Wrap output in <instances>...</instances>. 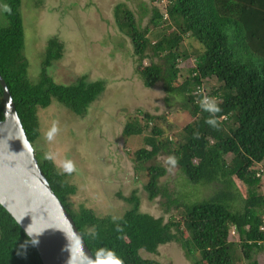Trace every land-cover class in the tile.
I'll list each match as a JSON object with an SVG mask.
<instances>
[{"label": "trees", "instance_id": "obj_1", "mask_svg": "<svg viewBox=\"0 0 264 264\" xmlns=\"http://www.w3.org/2000/svg\"><path fill=\"white\" fill-rule=\"evenodd\" d=\"M164 2L163 9L150 7L145 26L141 25L143 15L136 17L124 2L117 3L113 13L118 30L130 41L135 72L143 85L159 82L165 103L192 117L171 135L156 123L159 116L147 113L131 119L122 130L125 137L142 135V145L131 153V160L134 170L145 176L147 199L165 198L164 213L171 207L181 208L179 219L171 217L164 222L161 216L142 212L135 190L129 195L117 191L126 203L118 215L71 201L76 186L68 180L69 172L59 170L52 158H45L37 111L56 101L84 117L105 84L85 75L68 84L55 82L47 68L64 52V43L56 36L46 40L39 77L30 80L22 54V0H0V75L42 172L93 257L103 247L114 251L122 264H161L143 257L140 251L155 253L160 244L176 241L186 255L197 254L193 264H259L254 253L264 256V193L259 187L263 176L259 164H264V0ZM5 4L10 12L3 10ZM139 6L144 14L146 7L143 3ZM149 35L155 39L151 41ZM185 38L192 39L196 47L185 48ZM145 59L148 63L144 65ZM181 63L187 70L178 81ZM205 81L215 83L206 89ZM2 94L0 85V119ZM204 97L221 109L214 114L216 127L206 123L213 114L200 107ZM160 153L175 158L181 176L191 186L217 182V188L203 199H171V192L159 181L166 166L146 165ZM236 182L246 189L245 196ZM232 232L236 241L230 240ZM0 264H43L30 238L2 205Z\"/></svg>", "mask_w": 264, "mask_h": 264}, {"label": "rangeland", "instance_id": "obj_2", "mask_svg": "<svg viewBox=\"0 0 264 264\" xmlns=\"http://www.w3.org/2000/svg\"><path fill=\"white\" fill-rule=\"evenodd\" d=\"M119 2H124L136 17L143 15L142 26L148 24L151 6L163 9L165 3L164 0H22V54L28 62L30 80L36 81L39 77L46 40L56 36L64 43V52L47 68L55 82L68 84L85 75L88 80L101 79L105 84L103 92L89 105L84 117H77L56 101L49 108H39L40 141L59 170L64 171L65 162L73 165L68 180L76 186V193L71 197L74 204L83 203L100 213L118 215L126 208V203L118 198L117 191L129 195L135 190L142 212L161 216L164 222L171 217L179 219L181 208L171 207L169 213H164L165 198L147 199L143 189L145 176L134 170L131 160V153L142 145V135L125 137L122 130L131 119H140L143 113H147L159 116L156 123L164 133L171 135L192 117L187 111L165 103L159 82L151 87L143 85L135 72L130 41L114 22L113 8ZM140 3L147 9L144 14ZM149 36L151 41L155 39ZM184 46L191 50L196 43L185 38ZM147 63L148 59H145L143 64ZM190 63L191 60L187 61L186 66ZM186 68L185 64H180L178 81L183 79ZM210 83L205 81L204 87L208 89ZM53 122L58 131L48 140L45 133ZM170 156L160 153L146 165L160 163L166 166L167 172L159 181L171 192V199L184 202L212 195L217 182L191 186L181 176L177 165L167 162ZM259 165L263 170L259 187L264 193V164ZM236 186L245 196L246 189L238 182ZM230 235V240H237L235 233ZM185 252L178 242L171 241L160 244L155 253L142 250L140 254L155 258L161 264H193L197 254L192 257ZM254 257L259 264H264L261 252L254 253Z\"/></svg>", "mask_w": 264, "mask_h": 264}, {"label": "water", "instance_id": "obj_3", "mask_svg": "<svg viewBox=\"0 0 264 264\" xmlns=\"http://www.w3.org/2000/svg\"><path fill=\"white\" fill-rule=\"evenodd\" d=\"M0 85V205L37 241L43 264H91L94 257L42 172L1 75Z\"/></svg>", "mask_w": 264, "mask_h": 264}, {"label": "clouds", "instance_id": "obj_4", "mask_svg": "<svg viewBox=\"0 0 264 264\" xmlns=\"http://www.w3.org/2000/svg\"><path fill=\"white\" fill-rule=\"evenodd\" d=\"M3 10L5 12H10L11 9L9 8L8 5H4L3 6ZM200 107L209 112L210 114H213L212 116H210V118L206 119V123L216 127L217 126V121L214 118V114L219 112L221 109L219 107L218 104H216V102L208 97H204L201 101ZM58 128L56 126V123L53 122L52 126L48 129V131L45 133V136L48 140H51L54 135L57 133ZM45 158L50 159L51 158V154L49 153H45ZM169 164H175V158L174 157H169L168 161ZM64 171L66 172H71L73 170V165L71 164V162H65L63 165ZM29 236H31V234H28ZM92 235L94 236L95 233H92ZM32 243L35 244L37 243V241L34 239L32 240ZM91 264H122V261L120 260L119 257L116 256V254L114 253V251L107 249V248H100L97 250V252L95 253L94 258H91Z\"/></svg>", "mask_w": 264, "mask_h": 264}]
</instances>
